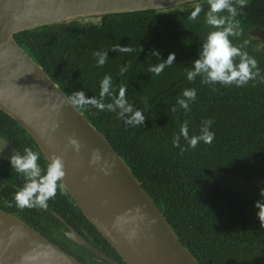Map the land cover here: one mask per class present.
Instances as JSON below:
<instances>
[{"label":"trees","instance_id":"16d2710c","mask_svg":"<svg viewBox=\"0 0 264 264\" xmlns=\"http://www.w3.org/2000/svg\"><path fill=\"white\" fill-rule=\"evenodd\" d=\"M197 4L203 11L193 21L188 17ZM246 5L238 8L235 17L241 35L229 39L233 46L256 59L260 76L239 87L204 84L202 76L187 80L186 72L199 58L207 35L216 30L206 23L207 0L163 10L82 17L15 34L18 43L68 96L83 90L87 97L99 99L105 75L111 76L115 95L121 86L126 87L127 102L146 118L143 125L126 126L117 112L91 106L80 110L131 167L201 264H264V227L254 207L257 201L264 202V184L200 185L214 178L264 180V51L259 47L261 38L249 33L253 27L264 28V0H250ZM218 15L229 14L225 10ZM117 44L128 45L133 51L111 50ZM153 50L159 52V57L151 54ZM97 51L108 52L102 67L93 55ZM170 53L175 54L172 65L159 75L149 72ZM122 67L128 69L123 75ZM185 89L197 92L187 112L177 103L184 98ZM103 102L111 103L112 97L105 96ZM208 119L213 121L209 130L215 134L210 145L200 141L191 148L183 137L179 146L173 144L184 121L188 122L191 137L201 134L202 121ZM1 121L8 130L17 123L2 110ZM9 202L0 199V207L27 221L84 264H93L87 248L62 231L51 234L44 225L46 215L32 214L30 208L19 209L13 203L9 207ZM72 214L75 221L71 223L78 232L121 260L79 208L75 207Z\"/></svg>","mask_w":264,"mask_h":264},{"label":"water","instance_id":"95a60500","mask_svg":"<svg viewBox=\"0 0 264 264\" xmlns=\"http://www.w3.org/2000/svg\"><path fill=\"white\" fill-rule=\"evenodd\" d=\"M196 1L0 0V110L30 135L49 163L53 156L63 158L64 188L126 264L201 263L106 136L80 108L67 103L69 96L18 43L15 34L82 17L163 10ZM249 33L261 37L264 44V28L253 27ZM73 135L82 145L79 153L68 146V137ZM94 149L100 150L102 160L90 165ZM14 150L0 138V158L10 160L18 154ZM105 160L107 174L100 170ZM222 182L264 184V180L214 178L200 185ZM133 230L136 235L129 239ZM64 234L116 263L73 226L68 225ZM0 264L84 263L24 219L0 207Z\"/></svg>","mask_w":264,"mask_h":264},{"label":"clouds","instance_id":"9594fccd","mask_svg":"<svg viewBox=\"0 0 264 264\" xmlns=\"http://www.w3.org/2000/svg\"><path fill=\"white\" fill-rule=\"evenodd\" d=\"M209 5L206 12V23L216 29L209 32L206 40L202 44L199 52V58L192 63L191 70H187V80L194 81L197 76H202V83L215 84L220 83L225 86L235 84L237 87L246 85L250 80H255L260 76V69L255 58L251 57L246 51L233 46L229 37L241 35L239 21L235 19L238 15V8L246 7V0H207ZM227 11L228 16H219L218 14ZM203 11L201 5L197 4L189 15L190 20H196ZM111 50L118 53L132 52L133 49L119 44L114 45ZM152 55L159 57V52L153 50ZM94 56L98 57L97 65L102 67L108 58V52H94ZM239 57V62H235V58ZM175 54L170 53L167 60L158 62L149 68L150 73L159 75L166 66L173 64ZM127 67L120 69L121 75L127 71ZM261 82H264V77H261ZM99 99L96 97H87L83 90L73 92L67 97V103L76 108L94 107L100 111L117 112L118 118L123 119L125 125H143L145 116L140 110H134L133 106L126 100V87L121 86L118 90V95L112 91V78L105 75L100 83ZM111 96V103H104V97ZM184 98L178 99L177 103L187 112L189 111V102L195 101L197 92L195 89L183 90ZM172 111H176L173 107ZM213 121L211 119L202 121L200 135L189 137L188 122L180 127V135L176 136L173 144L179 146L180 138L183 137L189 147L195 148L200 141L205 144H211L214 139V133L209 130ZM68 146L76 153L80 152L81 143L75 136L68 137ZM24 154H14L10 158L12 169L24 175L26 182L14 195L15 206L19 209L25 208H40L47 209L48 201L54 199L57 194L58 181H62L66 175L65 163L61 156H53L50 163L47 165L45 174L42 175L41 166L38 163L39 153L32 150L30 147L23 149ZM102 160L99 149L92 151V156L89 161L90 165H96ZM108 162L105 160L101 171L107 174ZM62 187V185H61ZM261 196L264 197V190L261 191ZM12 202H9V207ZM257 212V217L261 227H264V202L257 201L254 205ZM139 212V208L137 209ZM119 221V218H117ZM117 227L119 223L117 222ZM123 230V229H121ZM136 235L133 230L129 234V239Z\"/></svg>","mask_w":264,"mask_h":264},{"label":"flooded vegetation","instance_id":"af4514ba","mask_svg":"<svg viewBox=\"0 0 264 264\" xmlns=\"http://www.w3.org/2000/svg\"><path fill=\"white\" fill-rule=\"evenodd\" d=\"M260 43L262 44L261 49L264 50L262 38ZM16 124H14L15 127L12 130H8L3 124V121H1L0 138L5 139L10 144H12L14 149L16 150L14 151L18 152V154L23 155V149L25 147H30L33 151L38 152V163L41 166L42 175L45 174L49 162L46 160V158H44L45 156L41 152V150L35 145L36 143L34 141L32 142L25 133H21L19 129L20 127H18ZM4 175L10 176V179L5 177ZM25 182L26 179L24 175L16 172L15 169H12L10 160L0 158V199L6 202L10 201L15 205L14 195L19 189L24 186ZM57 183L58 186L56 197L48 201L47 209L30 208L32 214H42L47 216H44V219L46 221L44 225L47 227V229H50L52 231V235L57 234L58 231H62L64 233L68 225L73 226L71 222L75 221V217H73L72 213L73 211H75V207H77L73 199L64 188L62 182L58 181ZM89 251L90 252H87V255L93 261V264H126V262L119 254L118 255L121 257V260L118 258H113L112 256L101 250L116 262L112 263L107 259L100 257L98 254H95L93 251Z\"/></svg>","mask_w":264,"mask_h":264},{"label":"rangeland","instance_id":"374dc122","mask_svg":"<svg viewBox=\"0 0 264 264\" xmlns=\"http://www.w3.org/2000/svg\"><path fill=\"white\" fill-rule=\"evenodd\" d=\"M249 1H250V0H246V2H249ZM261 46H262V44L260 43V44H259V47L261 48ZM263 51H264V50H263Z\"/></svg>","mask_w":264,"mask_h":264}]
</instances>
